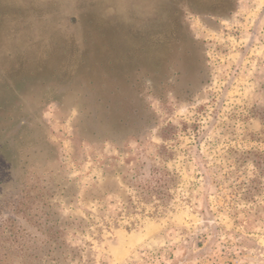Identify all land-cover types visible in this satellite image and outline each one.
I'll return each mask as SVG.
<instances>
[{"label": "rangeland", "instance_id": "rangeland-1", "mask_svg": "<svg viewBox=\"0 0 264 264\" xmlns=\"http://www.w3.org/2000/svg\"><path fill=\"white\" fill-rule=\"evenodd\" d=\"M235 1L184 15L192 95L103 140L66 68L128 62L185 3L0 0V264H264V0Z\"/></svg>", "mask_w": 264, "mask_h": 264}, {"label": "flooded vegetation", "instance_id": "flooded-vegetation-1", "mask_svg": "<svg viewBox=\"0 0 264 264\" xmlns=\"http://www.w3.org/2000/svg\"><path fill=\"white\" fill-rule=\"evenodd\" d=\"M181 1L187 8L174 4L175 10L166 11L161 16V31L151 33L143 45L130 47L128 62L109 67L107 62L101 63L102 52L87 49L90 63L66 68L60 82H65L66 88L84 90L76 96L83 103L80 112L97 125L99 138L106 140L116 134L134 137L147 124V96L184 101L203 82V46L186 25L184 15L226 18L234 13L236 1ZM203 8L208 12H202Z\"/></svg>", "mask_w": 264, "mask_h": 264}, {"label": "trees", "instance_id": "trees-1", "mask_svg": "<svg viewBox=\"0 0 264 264\" xmlns=\"http://www.w3.org/2000/svg\"><path fill=\"white\" fill-rule=\"evenodd\" d=\"M100 52H102V55H103V53H106V51H105V50H103V51H100ZM120 57H122V59H123V56H120ZM126 59H127V57H126ZM126 59H125V60H126ZM118 61H119V60H118ZM107 64H108V66H109V67H112V66H117V65H118L117 61H115V62H113V63H112V61H111V60H110V61H107ZM107 64H106V65H107Z\"/></svg>", "mask_w": 264, "mask_h": 264}]
</instances>
